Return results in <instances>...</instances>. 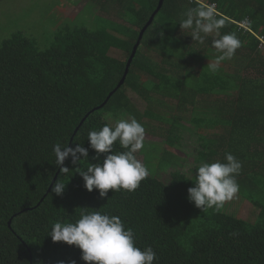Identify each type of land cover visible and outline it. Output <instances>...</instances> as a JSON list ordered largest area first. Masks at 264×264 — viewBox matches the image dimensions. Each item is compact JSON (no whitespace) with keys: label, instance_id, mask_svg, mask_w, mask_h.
Segmentation results:
<instances>
[{"label":"trees","instance_id":"1","mask_svg":"<svg viewBox=\"0 0 264 264\" xmlns=\"http://www.w3.org/2000/svg\"><path fill=\"white\" fill-rule=\"evenodd\" d=\"M90 1L107 14L97 16L99 28L66 23L46 49L22 32L0 45V264H87L78 247L48 235L55 222H75L82 211L119 216L133 229L136 246L153 248L158 264H264V53L235 22L247 18L254 30L264 31V0H207L227 19L221 34L235 32L242 41L216 71L208 66L218 55L212 37L200 45L179 26L196 0H164L125 83L94 112L122 79L160 0ZM129 89L151 101L149 109L141 113ZM159 96L175 98L188 116L155 112V98L164 102ZM106 112L130 115L147 131L152 127L140 121L144 116L165 118L172 148L183 146L173 133L187 119L184 132H195L200 142L199 163L225 162L226 153L242 163L238 192L259 210L257 219L227 213L228 202L219 210L196 208L187 198L195 175L180 169L170 173L169 183L149 175L133 192L109 190L101 199L98 190L87 191L77 168L102 163L104 154L90 148L88 133L110 124ZM57 143L81 144L88 160L73 165L69 157L62 165L69 172L61 173L53 152ZM113 149L123 151L118 141ZM161 152L167 162L178 158L171 149ZM57 180L66 183L61 196L51 192Z\"/></svg>","mask_w":264,"mask_h":264},{"label":"clouds","instance_id":"2","mask_svg":"<svg viewBox=\"0 0 264 264\" xmlns=\"http://www.w3.org/2000/svg\"><path fill=\"white\" fill-rule=\"evenodd\" d=\"M227 19L218 12L215 4L207 0H196V6L182 13L179 22L183 34L190 35L193 42L204 45L209 37L211 47L218 55L209 63L212 71L218 70L221 62L231 60L242 41L235 32L221 34ZM111 113L103 119L110 120ZM145 128L136 118L120 119L114 126L105 124L100 130L88 133L91 149L97 156L104 154L101 162L89 164L86 169L77 168L83 178L87 191L98 190L99 197L105 198L109 190L135 191L141 181L149 176V169L137 158L136 153L144 147ZM119 143L123 151H114L113 145ZM55 165L61 173H68V167H62L71 157L73 165L88 160V149L81 144L74 148L57 143L53 146ZM242 163L232 154H225V162H203L195 172L194 186L188 189V200L195 207L206 211L219 210L228 201L235 198L239 191L236 177L240 174ZM64 182L57 180L51 192L57 196L63 194ZM53 242H65L81 250V259L87 264H158V257L151 246L141 249L136 246L135 233L116 215L101 211H82L75 222H55L49 234ZM75 264V262H72Z\"/></svg>","mask_w":264,"mask_h":264},{"label":"rangeland","instance_id":"3","mask_svg":"<svg viewBox=\"0 0 264 264\" xmlns=\"http://www.w3.org/2000/svg\"><path fill=\"white\" fill-rule=\"evenodd\" d=\"M106 15L104 11L99 9L98 5L93 4L90 0H0V45L14 33L22 32L24 35L36 39L41 49L50 48L57 32L66 23H85L88 26L99 28L101 24L97 21V16L105 17ZM112 54L118 58H124L123 53L119 50H113ZM156 59L161 60L160 57ZM128 94L141 113L152 105L151 101H146L131 89L128 90ZM159 98L164 102L155 98L156 106H153L155 112L166 118L177 115L188 116L186 112L180 110L175 98L160 96ZM107 113L111 112H106L103 116ZM111 114L112 117L108 122L112 126L120 119L132 117L123 114L120 117L119 114L117 118L115 114ZM144 117L140 121L143 124H151L152 128L151 131L145 130L144 147L137 152L136 156L149 169V175L156 176L166 183L171 180L170 173L177 169L186 172L190 176L195 175L191 170L200 166L203 162L199 163L196 159L199 150H201L198 135L195 132H184L185 123L188 124V120L185 119V122L177 124V127L182 131L173 133L177 139L181 136L180 141L182 144L184 143L183 146H179L181 148L179 149L170 147L166 142V137L169 134L168 130L171 127L169 121L165 118L158 120ZM143 127L148 129L146 126ZM153 129L155 133L152 132ZM181 132H183L182 135ZM159 141L162 145L157 143ZM161 148L171 149L178 158L171 162L168 161V163L167 160H163ZM175 163L177 164L174 165ZM228 205L225 210L227 213L247 221L254 222L257 219L259 210L249 200L242 198L239 192L234 199L228 201Z\"/></svg>","mask_w":264,"mask_h":264},{"label":"water","instance_id":"4","mask_svg":"<svg viewBox=\"0 0 264 264\" xmlns=\"http://www.w3.org/2000/svg\"><path fill=\"white\" fill-rule=\"evenodd\" d=\"M163 3H164V0H160L159 2V5L157 7V9L154 11V13L151 15L149 21L147 22V24L144 26V28L142 29L141 33H140V36H139V39L137 41V43L135 44L134 46V49H133V53L131 55V57L129 58L128 62H127V66H126V69H125V72H124V75L122 77V79L120 80V82L118 83V85L116 86V88L109 94V96L107 97V99L104 101V103H102V105L94 108L91 112H94L95 110H99L100 108L104 107L108 101L110 100V98L112 97V95L125 83L126 81V77H127V74L129 72V69H130V66H131V63H132V60L134 58V56L136 55V52L140 46V43H141V40H142V37L145 33V31L148 29V27L152 24V22L154 21V18L156 16V14L160 11V9L162 8L163 6ZM90 112V113H91ZM87 116H89V114H87ZM87 116L83 119V121L87 118ZM82 121V122H83ZM78 131V128L76 129L75 133ZM73 140V138H72ZM72 140H71V143H72ZM70 147H71V144H70Z\"/></svg>","mask_w":264,"mask_h":264},{"label":"built area","instance_id":"5","mask_svg":"<svg viewBox=\"0 0 264 264\" xmlns=\"http://www.w3.org/2000/svg\"><path fill=\"white\" fill-rule=\"evenodd\" d=\"M208 3H211V2H208ZM213 4H215L216 9L218 10V12H220L217 4L216 3H213ZM235 22L239 26L240 29H243L244 31H249L256 37V39L258 40L259 50L264 53V31L262 29L258 31L254 30L249 23V19L247 18L244 20L235 21Z\"/></svg>","mask_w":264,"mask_h":264}]
</instances>
